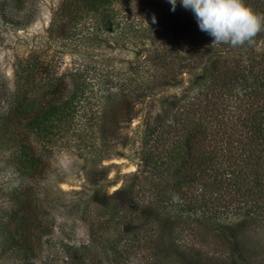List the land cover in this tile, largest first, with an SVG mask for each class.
I'll return each instance as SVG.
<instances>
[{"label":"trees","instance_id":"16d2710c","mask_svg":"<svg viewBox=\"0 0 264 264\" xmlns=\"http://www.w3.org/2000/svg\"><path fill=\"white\" fill-rule=\"evenodd\" d=\"M9 1L1 4L4 17ZM25 2L16 0L20 11ZM246 3L264 16V0ZM31 16L25 12L16 24H29ZM51 25L75 56L71 67L63 73L58 57L30 53L17 74L19 95L1 103L0 136L17 140L13 159L23 179L14 191L15 216L4 229L12 249L34 248L37 207L29 200L30 184L45 172L35 142L65 138L91 153L104 150L124 134L120 106L133 104L132 116L141 98L162 91L173 93L172 109L165 118L146 120L138 134L137 191L114 195L111 213L90 221L92 246L104 249L109 264H163L155 243L171 219L186 217L231 241L250 221L264 229V28L251 45H212L180 0L175 11L169 0H64ZM125 43L139 52L127 70L100 57ZM32 90L43 91L41 100L30 98ZM14 219L24 229L12 230ZM174 236L186 238L183 231ZM255 237L264 251V239ZM65 247L69 264H102L87 245Z\"/></svg>","mask_w":264,"mask_h":264},{"label":"rangeland","instance_id":"374dc122","mask_svg":"<svg viewBox=\"0 0 264 264\" xmlns=\"http://www.w3.org/2000/svg\"><path fill=\"white\" fill-rule=\"evenodd\" d=\"M3 1L0 0V115L3 99L8 94L19 95L17 74L22 60L30 53L58 57L63 73L75 59L72 52L65 51V37H60L51 25L59 16L64 0H26L23 11L16 0H10L6 17L1 9ZM25 12L32 13L30 23L17 25ZM137 53L138 50L125 43L122 48L108 50L110 56L106 53L100 57H110L124 71ZM42 93L33 92L30 98L40 96L41 100ZM173 96L170 91H162L154 97L141 98L132 116L127 111L133 104L121 105L118 113L126 119L122 125L124 134L104 150L97 148L91 153L73 141L65 142V138L56 144L35 142L46 173L37 183L30 184L34 185L29 200L37 207L33 215L37 224L29 242L34 248L28 252L12 249L4 231L11 216H15L14 191L23 179L15 170L21 165L13 159L17 155V140L13 142L0 136V264H69L65 246L70 244L87 245L99 253L102 264H109L103 256L104 249L92 246L90 221L102 220L111 213L114 195L130 197L137 191L134 183L138 182L141 170L138 134L146 120L165 118L172 109ZM1 120L0 117V125ZM97 155L107 158L100 161ZM18 221H12V230L19 225ZM19 226L24 229L21 223ZM162 228L165 237L155 243V257L163 264H232L231 257L241 264L264 261L262 245L255 237L260 235L264 239V229L257 221L241 226L232 241L216 231L197 227L186 217L171 219ZM179 231H183L185 240L176 239L174 235ZM108 233L112 238L116 235L114 230ZM243 259L249 262H242Z\"/></svg>","mask_w":264,"mask_h":264},{"label":"clouds","instance_id":"9594fccd","mask_svg":"<svg viewBox=\"0 0 264 264\" xmlns=\"http://www.w3.org/2000/svg\"><path fill=\"white\" fill-rule=\"evenodd\" d=\"M190 9L201 31L213 38L212 45L229 44L239 47L251 45L254 37L264 28V16L256 13L246 0H180ZM175 11L177 0H169ZM155 22V17L153 18ZM178 197H174V200ZM131 264H138L132 260Z\"/></svg>","mask_w":264,"mask_h":264}]
</instances>
